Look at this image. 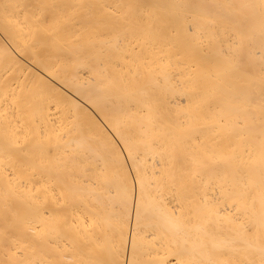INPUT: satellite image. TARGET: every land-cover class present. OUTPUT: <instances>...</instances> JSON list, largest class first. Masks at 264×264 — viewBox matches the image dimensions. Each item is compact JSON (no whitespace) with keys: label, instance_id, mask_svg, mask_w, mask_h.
<instances>
[{"label":"bare ground","instance_id":"1","mask_svg":"<svg viewBox=\"0 0 264 264\" xmlns=\"http://www.w3.org/2000/svg\"><path fill=\"white\" fill-rule=\"evenodd\" d=\"M0 264H264V0H0Z\"/></svg>","mask_w":264,"mask_h":264}]
</instances>
